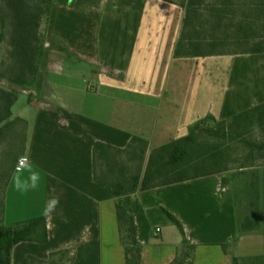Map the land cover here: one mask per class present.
Instances as JSON below:
<instances>
[{
  "label": "crops",
  "instance_id": "0c3cea01",
  "mask_svg": "<svg viewBox=\"0 0 264 264\" xmlns=\"http://www.w3.org/2000/svg\"><path fill=\"white\" fill-rule=\"evenodd\" d=\"M184 2L53 0L43 57L30 84L33 93L16 88L13 105V115L28 122L22 155L28 154L42 180L39 188L26 195L16 192L12 187L15 163L5 188L4 225L43 216L51 196L59 197V205L45 218L47 240L17 242L11 264H51L63 252L61 264H126L117 203L135 219L141 264H171L182 244L183 236L166 210L179 217L187 239L195 244L193 264H234V257L242 259L236 246L226 251L222 246L238 238L239 231L232 186L223 185L221 175L122 195L95 178L97 142L122 152L128 149L118 159L130 164L135 158L131 148L135 138L145 141L147 155L185 135L207 115L229 119L244 110H229L235 107V98L227 102V97L234 58L245 53L175 54ZM58 38L88 63L76 61L72 69L65 59L53 68L61 52L72 55L59 50L63 44H56ZM157 76L161 82L152 85ZM78 79L88 82L79 85Z\"/></svg>",
  "mask_w": 264,
  "mask_h": 264
},
{
  "label": "trees",
  "instance_id": "16d2710c",
  "mask_svg": "<svg viewBox=\"0 0 264 264\" xmlns=\"http://www.w3.org/2000/svg\"><path fill=\"white\" fill-rule=\"evenodd\" d=\"M18 1L0 0V18H3L4 27L0 32V39H4V29L10 21L8 39L11 45L7 61L3 65L6 70H2L1 73L15 81L32 84L37 77L40 66V62L39 64L37 62V55L42 56L44 52V42L42 44L37 35L39 11H43L46 4V15L49 18L53 0H26V6L15 9L14 6H19ZM73 1L60 0L62 3H72ZM90 1L92 3L94 0ZM205 3H207L206 0H186L182 3V6L185 7V16L183 28L175 45L176 55L216 53L214 50H210L212 52L200 50L201 42L194 40L192 35L185 31L187 25L192 21L191 16L197 14ZM221 3L219 5L217 2H211L210 9L216 10V12L229 9L227 0H222ZM253 5L252 9L258 11L256 14L264 11V0H253ZM216 18L219 23L222 21L221 16H216ZM213 43L211 41V44ZM188 45L191 48H188ZM19 49H22V52H19ZM241 52H264V35L253 46L243 49ZM17 95L16 89L0 85V133L5 125H10L7 124V119L14 116L13 105L17 100ZM14 117L16 118L14 121L24 123L22 136V150H24L28 122L20 116ZM254 124H257L264 131V102L236 113L229 119L218 120L213 115H207L192 124L185 135L155 147L147 155L145 141L135 138L133 140L135 143L131 147L134 148L132 152L135 153V158L130 164L118 159L122 153H128V149L122 152L108 144L97 142L95 144V178L115 195L147 190L211 174L221 175L223 185L231 184L232 178L229 176V172L234 169L235 163L242 169L244 166H261L255 160L264 158V138L258 140V138L252 137ZM239 147L245 148L243 159L240 162H238L240 158L235 156ZM14 165L15 163L9 167L6 175V182L3 187L2 213L4 211L5 188ZM249 191V198L252 205L255 206L258 204L262 192L264 194V184L261 188L259 181L254 180L251 182ZM116 211L120 239L125 247L126 264H141L142 245L137 238L135 219L122 204L117 203ZM166 212L183 236L182 244L171 264H193L195 244L187 239L183 223L179 217L168 210ZM2 222H4L3 214ZM260 223L261 220L258 217L251 218L246 215L244 219L237 218V229L238 231L254 229ZM47 238L48 231L44 216L31 218L22 224L17 223L13 226H5L4 223H1L0 264H11L12 247L17 242L24 239L46 241ZM234 240L235 238L230 242L222 243L225 251L230 248ZM63 254L64 252L51 264H61ZM255 257V259H263L264 253ZM238 263V258L234 257V264Z\"/></svg>",
  "mask_w": 264,
  "mask_h": 264
},
{
  "label": "rangeland",
  "instance_id": "374dc122",
  "mask_svg": "<svg viewBox=\"0 0 264 264\" xmlns=\"http://www.w3.org/2000/svg\"><path fill=\"white\" fill-rule=\"evenodd\" d=\"M221 1L222 0H206L207 3L201 7L197 14L191 16L192 21H190L186 27L185 31L187 33L189 32L194 40L201 42L202 47L200 50L205 52H212L210 50H214L215 52L222 53H239L243 49L253 46L262 38L264 35V11L260 14H256L258 11L252 9V6H254L253 0H227V6L229 9L225 11L222 10V12H216V10L210 9L211 2H217L221 5ZM25 2L26 0H19V6H14V8L18 9L26 6ZM89 2L91 1L74 0L72 3L82 4ZM4 4L6 5V3ZM46 10L47 5L45 4L43 11H39V26L37 28V35L40 42H42V44L44 42V45L47 39L48 24ZM216 16H221L222 21L220 23L217 21ZM2 19L0 18V32L4 28ZM85 24L88 25L87 23ZM116 25L118 26L117 23ZM4 30V39H0V85L12 89L22 88V90L24 89L26 92H30L31 90V93H33V87L29 83L13 82L5 78L1 73L2 70H6V67L3 65H5L4 62L7 61V55L11 48L8 39V35L10 34V21H8L7 27ZM114 30V28H111V31ZM211 41L214 43L211 44ZM57 42L58 43L56 44H63L59 50H64L72 55L69 57L67 54L64 55L63 52L60 51L59 58L57 57L52 63L53 68L57 69L58 66L64 63L65 59H67L65 62L69 64L67 68L72 69H76V61L77 64L88 63V60L85 59L83 55L76 53L77 51L71 53L70 48L65 42L61 41V38H58ZM83 43L85 45L88 44L87 37L83 39ZM188 48L191 47L188 45ZM38 51L40 52V49ZM19 52H22V49H19ZM38 55L37 62L39 64V62L41 63L40 60L43 55ZM234 60L230 72V78H232L227 102L234 97L235 107H228V109L230 110L234 108L240 111L252 106L255 102L264 100V54L245 52V54L235 57ZM49 68H51V65ZM205 75V71L202 70L201 79H203ZM27 78L29 79V77ZM59 79L60 76H58L57 80ZM151 81L152 82L150 83L152 85L158 84L161 82V77H154ZM76 82V84L82 85L88 81L85 79L83 81L78 79ZM21 98H23V95L20 99ZM19 107L20 106H16L17 109ZM15 119L14 116L7 119V124L10 125H5L0 133V224L4 223L2 222L3 213L1 209L6 175L9 167L16 163L17 157L23 153L22 136L24 133V123L17 120L14 121ZM253 127L252 130L254 129V132L252 133V137H256L258 140L263 139L264 131L261 127L257 124H254ZM244 152L245 148L239 147V151L235 153V156L240 158L238 162L242 161ZM255 161L261 166H244L242 169L239 168L237 163H235L234 169H231L229 172V176L232 178L231 188L233 191V197L235 193L237 218L241 220L244 219L246 215H249L251 218L258 217L261 220L258 227L239 231L238 238L236 236L235 240L231 243L230 247L236 246L237 253H240L243 256L238 264H264V258L255 259L256 255H262L264 253V194L262 192V196L259 198L258 204L255 206L252 205L249 198V189L252 181L258 180L261 188L264 184V158H257ZM11 201L13 204H16L14 198H11Z\"/></svg>",
  "mask_w": 264,
  "mask_h": 264
},
{
  "label": "clouds",
  "instance_id": "9594fccd",
  "mask_svg": "<svg viewBox=\"0 0 264 264\" xmlns=\"http://www.w3.org/2000/svg\"><path fill=\"white\" fill-rule=\"evenodd\" d=\"M42 180L41 171L37 169L28 154L17 157V164L12 177L13 189L21 195H26L29 191L36 190ZM59 205V197L51 196L45 202L42 215L48 218Z\"/></svg>",
  "mask_w": 264,
  "mask_h": 264
},
{
  "label": "built area",
  "instance_id": "2783aa9c",
  "mask_svg": "<svg viewBox=\"0 0 264 264\" xmlns=\"http://www.w3.org/2000/svg\"><path fill=\"white\" fill-rule=\"evenodd\" d=\"M16 167V166H15Z\"/></svg>",
  "mask_w": 264,
  "mask_h": 264
}]
</instances>
